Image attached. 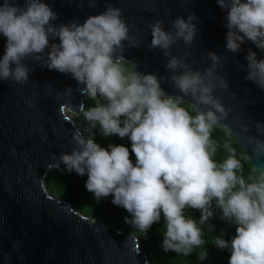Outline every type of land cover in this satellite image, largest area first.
Instances as JSON below:
<instances>
[{"label": "water", "instance_id": "1", "mask_svg": "<svg viewBox=\"0 0 264 264\" xmlns=\"http://www.w3.org/2000/svg\"><path fill=\"white\" fill-rule=\"evenodd\" d=\"M175 98L264 177V50L236 0H0V264H149L130 232L51 196V169L104 177L78 128L100 61Z\"/></svg>", "mask_w": 264, "mask_h": 264}, {"label": "trees", "instance_id": "2", "mask_svg": "<svg viewBox=\"0 0 264 264\" xmlns=\"http://www.w3.org/2000/svg\"><path fill=\"white\" fill-rule=\"evenodd\" d=\"M264 50V0H236ZM101 62L73 116L107 175L51 169L49 194L133 234L149 264H264V177L233 135L175 98L141 100Z\"/></svg>", "mask_w": 264, "mask_h": 264}, {"label": "rangeland", "instance_id": "3", "mask_svg": "<svg viewBox=\"0 0 264 264\" xmlns=\"http://www.w3.org/2000/svg\"><path fill=\"white\" fill-rule=\"evenodd\" d=\"M101 62L115 63V62H112V61H106V60H102V61H100V63H101ZM100 63H99V64H100ZM116 63H118V62H116ZM127 79L130 80V82H131V74H129V76L127 77ZM91 81H92V80H91ZM91 85H92V84H91V82H90V87H91ZM90 87H89V88H90ZM67 114H68L71 118H73V115H72L71 113L67 112ZM94 219H96V218H94ZM102 222H103V223H106L105 221H102ZM106 224L111 225V224H109V223H106Z\"/></svg>", "mask_w": 264, "mask_h": 264}]
</instances>
